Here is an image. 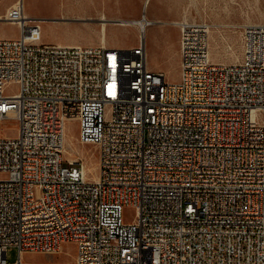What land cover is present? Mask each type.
<instances>
[{"label":"built area","instance_id":"obj_1","mask_svg":"<svg viewBox=\"0 0 264 264\" xmlns=\"http://www.w3.org/2000/svg\"><path fill=\"white\" fill-rule=\"evenodd\" d=\"M25 12L9 10L19 35L0 39V121H18L0 138V264H264V23L225 63L208 23L176 21L170 81L149 66L152 19L134 22L133 47L57 45ZM69 119L98 148L96 178L64 156ZM66 242L71 263L25 259Z\"/></svg>","mask_w":264,"mask_h":264},{"label":"rangeland","instance_id":"obj_2","mask_svg":"<svg viewBox=\"0 0 264 264\" xmlns=\"http://www.w3.org/2000/svg\"><path fill=\"white\" fill-rule=\"evenodd\" d=\"M24 0L23 7L27 16L42 20L44 43L58 44L77 34L90 33L101 40L103 20L107 18L108 40L121 48L136 46L139 42L137 25L120 24V19L113 20L110 15L119 13L141 18L145 11L149 19L158 18L150 27L146 37L148 60L151 69L163 72L170 81L180 78L179 28L174 23L181 19L205 21L210 25V51L213 61L232 63L242 58V32L244 26L264 23V0ZM20 7V0H0V39L16 38L19 27L17 17H7L14 6ZM21 7V9H23ZM92 10H91V8ZM89 8V9H88ZM7 17V18H6ZM11 19V20H8ZM148 27V28H149ZM160 37L164 44H159ZM81 38V36H80ZM16 87L7 88L13 93ZM66 147L70 154L65 157L71 160L83 158L89 176L98 174V148L94 144H80L79 123L77 119L66 122ZM18 134V121L7 117L0 121V138H13ZM64 164H68L67 161ZM5 177L0 174V178ZM135 209L126 208L125 221H131ZM76 247L72 242L63 244L59 254L27 253L26 260L64 262L74 261ZM18 258V249L8 247L7 259L13 263ZM71 261V262H70Z\"/></svg>","mask_w":264,"mask_h":264},{"label":"crops","instance_id":"obj_3","mask_svg":"<svg viewBox=\"0 0 264 264\" xmlns=\"http://www.w3.org/2000/svg\"><path fill=\"white\" fill-rule=\"evenodd\" d=\"M92 2H97V1L93 0ZM90 3H91V1H90ZM21 6H22V3L20 2V8H21ZM91 10H92V8H91ZM143 13H146V12L144 11ZM146 15H147V13H146ZM110 16H111V19H113V20H117V19L121 20V19H127V18L134 17V15L124 14V13H119V14H116V15L113 14V15H110ZM147 17H148V15H147ZM155 19L157 20L158 18H153L152 20L156 21ZM123 26H126V25H123ZM149 31H150V27L147 29V33H146L145 37H147V35L149 34ZM80 36H81V38H80ZM56 42H58V44H63V45H84V46L104 44V45L109 46V47L121 48V47H118L117 44L112 43V42H110L108 40V29L106 30V42L103 40V43H102V38H101V40H99L95 35L90 34V33L77 34V35L71 37V39H68L66 41L58 40ZM157 42L159 44H162V43L164 44V42H162L160 37L157 38Z\"/></svg>","mask_w":264,"mask_h":264},{"label":"bare ground","instance_id":"obj_4","mask_svg":"<svg viewBox=\"0 0 264 264\" xmlns=\"http://www.w3.org/2000/svg\"><path fill=\"white\" fill-rule=\"evenodd\" d=\"M23 1L24 0H20V2L21 3H23ZM90 1L91 0H88V2L90 3ZM149 2V0H146V4ZM21 7H23V4H22V6ZM89 9V8H88ZM19 18H17V20H16V22L18 23V20ZM101 19L103 20V22H102V28H101V38H102V43H103V40L106 42V30H107V28H106V21H107V18L106 17H101ZM148 20H150L148 17H146V19H141V18H137V19H121L120 20V24H122V25H128V23L129 22H131L132 24L131 25H135L134 24V22H138V23H140V24H142L143 26H146V22L148 21ZM156 22V21H155ZM154 22V23H155ZM175 23V22H174ZM153 24V23H152ZM139 28V27H138ZM147 29H148V27H146V33H147ZM146 33H145V36H146ZM66 139H67V136H66ZM65 153L66 154H70V152H69V150H68V148L67 147H65ZM97 177V175L95 176V178ZM71 262V261H70Z\"/></svg>","mask_w":264,"mask_h":264}]
</instances>
